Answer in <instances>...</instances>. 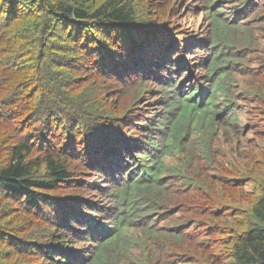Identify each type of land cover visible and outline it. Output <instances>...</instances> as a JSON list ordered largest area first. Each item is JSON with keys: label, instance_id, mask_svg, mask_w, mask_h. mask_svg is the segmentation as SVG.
Segmentation results:
<instances>
[{"label": "trees", "instance_id": "obj_1", "mask_svg": "<svg viewBox=\"0 0 264 264\" xmlns=\"http://www.w3.org/2000/svg\"><path fill=\"white\" fill-rule=\"evenodd\" d=\"M197 1L190 14L200 9L208 22L203 44L212 58L202 79L208 89L185 94L176 90L180 81L150 103L148 78L159 79L178 50L171 33L184 36L178 5L160 26L152 24L171 0H0V264H114L131 247L128 226L141 231L129 237L139 246L152 240L162 246L160 258L133 264H264V174L256 172L264 170V147L247 172L252 191L234 214L214 209L201 228L191 224L200 218L193 209L175 229L148 221L150 205L167 199L170 186L194 182L183 167L168 169L165 157L184 153L183 142L202 134L193 157L205 169L216 119L228 112L237 124L230 89L239 67L257 81L252 101L264 106V61L259 69L244 61L255 43L250 31L264 24L260 18L250 24L257 13L264 17V0ZM127 93L135 95L125 104ZM218 96L225 97L219 113ZM150 105L154 113L147 116L142 107ZM251 127L264 143V118ZM252 150L251 161L258 155ZM167 172L181 181L165 182ZM100 185L113 204L102 212L87 194ZM197 190L194 208L215 204L202 186ZM64 232L94 247L82 255L86 249L67 246Z\"/></svg>", "mask_w": 264, "mask_h": 264}, {"label": "rangeland", "instance_id": "obj_2", "mask_svg": "<svg viewBox=\"0 0 264 264\" xmlns=\"http://www.w3.org/2000/svg\"><path fill=\"white\" fill-rule=\"evenodd\" d=\"M171 1L170 9L169 7L161 9L156 17L157 19L152 21V24H154V26L156 25V28L160 26L161 23L167 20L166 15L168 12L170 13L173 5H178V12L183 10L179 15L181 20L179 27L182 35L184 36L174 37L171 33V37L176 42L178 50L173 53V58L171 59L170 64L166 67V71L161 70L158 72V78H161V81L153 79V75L152 77H147V81L153 83L150 85L153 86V89L148 87V90L149 88L151 89V95H148V90L145 93V98H150V103L154 101L155 95L160 96L161 89H166L170 87V85H175L179 82V80L182 81L181 84H183V91L185 94L195 87H204L206 90L208 89V86L204 84L202 79L207 76L204 68L212 57L210 54L206 53V48L203 44V42L207 40V36L209 38V32L206 27L208 22H206L203 16L204 11L196 9L195 15L190 14L192 7L199 3L197 0H190V3H188L189 0ZM252 10L253 9L249 11L250 15ZM262 16L263 15L257 13L256 16L250 19V24L252 25V23H254L258 18L264 19ZM254 28L255 29L252 30L253 32L250 31L255 41L252 46L253 51L249 53L250 55H247L248 57L245 56L247 58H245L244 61L247 62L252 69H259L262 64L261 61H264V24L262 23ZM188 34H191V36L189 37ZM175 60L176 63H174ZM235 63L236 60L230 67L231 70H233ZM226 71L227 70L224 69L223 72ZM238 71L239 72L236 74L234 73L231 76L233 82L232 88L230 89V95H232L231 99L234 103L232 108L235 111L236 120H238L236 122L237 124L234 125L229 123L227 120L228 112H225L224 116H219V118L216 119V123L218 120L219 130L217 133L210 136L211 139L215 140L213 143L214 145H212L211 148L212 156L210 160L212 162L211 165L205 169L198 170L197 168L205 167L206 164L205 162L193 157L194 146H197L198 140L203 138L202 134L199 137L191 135L188 141L183 142V145L185 146L182 147V151H184V153L176 150L172 153V155L165 157L163 161L168 169L173 171L183 167V171L188 176H192L194 182L189 187H185L184 185L179 187L170 186L167 199L162 200V202L156 204L155 206L150 205L153 212L149 214L148 221H156L155 224L153 223L154 225L161 226L165 229L178 228V226H180L179 224L185 223L188 219H190V211L193 209L198 211L200 218L195 219V221H191V224H193L196 228H201L205 224L204 219L207 221L212 220L211 218L213 217L211 213L214 209L221 215L225 212L230 215L235 213L237 206H245L243 199L252 191L251 187H253L251 185L252 183L248 180L247 172L251 169L252 165L256 166V163H259V156L260 154L263 155V153L258 149L264 147V143H257L260 142V139H257L258 135L254 134L256 131H254L251 126L254 125L255 121H259L264 118V106L261 105L258 100L255 102L252 101L255 96L254 93H256V90L253 88H255L257 81L247 75V70L243 67H239ZM131 80H134V78ZM171 81L174 82L171 83ZM239 93L242 95L241 100L236 99L237 96H239ZM133 95L135 94L127 93V95L123 98L125 104L130 102V97ZM224 100L225 97L218 96L215 103L216 108L213 110L218 113L219 111H222ZM117 104L118 109H121V103L116 102V105ZM142 109L147 116L154 113L152 112L153 105L143 106ZM112 112L115 111L113 110ZM149 118L150 117L147 119ZM157 123L158 121L156 119L155 122L150 125V130H153L154 128L151 126ZM144 125L145 124L143 122L141 127ZM202 133L207 135L208 128L202 127ZM122 135L124 137V134ZM253 138H255L254 143L252 141ZM252 149H256L258 155L253 157L254 159L251 161L247 158L248 156H252L254 154ZM133 150L134 149L132 147L128 150V152H124V158L121 161L125 162V156H127L126 154H131ZM186 156L187 161L185 160ZM124 164L122 166L123 168L132 166H124ZM192 165L196 170H198L197 172L191 171ZM82 170L84 171L86 169L82 166ZM181 172L182 171H179V174H181ZM256 172L258 174H264V170L259 167L256 168ZM93 174L95 173H90L91 176ZM179 174L175 178L170 179L169 176H171V174L167 172L163 174L162 177L165 182L173 184L181 181ZM241 175L242 177L244 176L243 179L239 178ZM216 178L223 179L219 181L215 180ZM199 185L204 188L207 199L215 202L213 206L206 205L205 207L199 209L193 207V205L197 206L196 203L198 201L199 194L197 186ZM105 186L100 185V187L94 191H87V194L90 196L88 204H92L94 209L96 208V210L100 212H102L101 208L110 209L111 205H113L112 203L108 205L107 198L103 195L109 189ZM241 187L242 189H240ZM114 213H116L115 210ZM109 214L110 212L107 210L106 215L108 216ZM140 232L141 231L135 227H127L124 234L127 235V241L130 242L129 246L131 247L125 254H123V258L121 256H117V260L114 264H133L132 262L137 261L142 263L148 255H152L154 259L160 258V255L162 254L160 241L152 240L141 247L137 244V242L129 240L130 236H133L135 239L138 238ZM63 236L66 238L65 244L67 246H72L74 249L85 248L86 251L83 252L82 255L90 253V248L94 247V245L91 246L83 239L75 238L70 233L67 235V233L64 232L62 234V237ZM131 243L133 245H131ZM65 250L68 249L66 248Z\"/></svg>", "mask_w": 264, "mask_h": 264}]
</instances>
